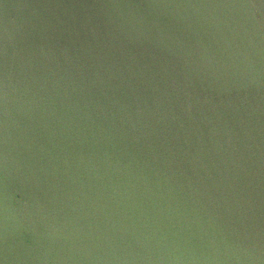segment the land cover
I'll use <instances>...</instances> for the list:
<instances>
[{
    "label": "water",
    "instance_id": "obj_1",
    "mask_svg": "<svg viewBox=\"0 0 264 264\" xmlns=\"http://www.w3.org/2000/svg\"><path fill=\"white\" fill-rule=\"evenodd\" d=\"M0 264H264V0H0Z\"/></svg>",
    "mask_w": 264,
    "mask_h": 264
}]
</instances>
